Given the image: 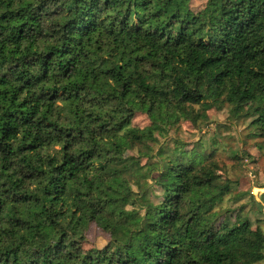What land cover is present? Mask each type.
I'll return each instance as SVG.
<instances>
[{
    "label": "trees",
    "instance_id": "1",
    "mask_svg": "<svg viewBox=\"0 0 264 264\" xmlns=\"http://www.w3.org/2000/svg\"><path fill=\"white\" fill-rule=\"evenodd\" d=\"M13 2L0 0V264H238L237 253L245 264L260 259V228L233 222L223 211L208 216L232 188L212 152L195 145L189 159L178 145L154 144L182 121L197 122L196 107L208 101L228 104L233 120L251 119L264 136V0H208L199 13L187 0H30L12 9ZM194 25L208 29L206 39L192 40ZM165 35L169 41L155 58L136 55L127 74L92 68L93 37L100 52L113 43L156 47ZM40 41L44 50L33 51ZM82 68L80 82L47 87ZM102 76L115 79L116 87L107 80L99 85L103 92L89 85ZM85 104L109 108L118 123L110 128L100 116L86 123ZM138 113L148 116L149 126H132ZM105 136L117 137L105 148L112 155L98 177L112 189L106 198L91 185L71 183L91 168L102 146L68 152ZM54 139L66 141L63 164L43 153ZM73 193L76 201L89 199L76 205L65 227L59 221ZM125 204L133 210L118 211ZM92 224L110 240L85 254ZM48 228L61 229L54 242H45Z\"/></svg>",
    "mask_w": 264,
    "mask_h": 264
},
{
    "label": "rangeland",
    "instance_id": "2",
    "mask_svg": "<svg viewBox=\"0 0 264 264\" xmlns=\"http://www.w3.org/2000/svg\"><path fill=\"white\" fill-rule=\"evenodd\" d=\"M187 1L191 10L199 13L205 9L208 0ZM204 103L205 107H196L197 112H201L197 122L182 121L170 130L168 137H160L154 147L173 149L178 145L189 159L195 145L212 152L220 165V178L232 182L231 193L225 197L230 206L222 211L227 212L233 222L245 221L254 230L261 229L264 227V136L250 126L251 119L233 120L228 104ZM150 123L146 114L138 113L132 126L145 128ZM86 236L85 254H90L94 248L105 247L110 240L109 234L96 224L90 225Z\"/></svg>",
    "mask_w": 264,
    "mask_h": 264
},
{
    "label": "clouds",
    "instance_id": "3",
    "mask_svg": "<svg viewBox=\"0 0 264 264\" xmlns=\"http://www.w3.org/2000/svg\"><path fill=\"white\" fill-rule=\"evenodd\" d=\"M29 2V0H25V4H21L18 2V0H16V2L12 3V9H17L20 8L22 6H26V4ZM162 5H157V7H161ZM4 9H7V6L4 7ZM174 11V9H173ZM161 19L163 20H167L168 16L162 17ZM14 24H18L20 23V21H14ZM157 23V21H153V24ZM147 27V26H146ZM199 27V25H194L192 29H190V31H195V28ZM208 29L205 27L204 29L200 30V31H195V34L192 35V40H197L199 37L203 36L205 37V39L207 38L206 33H207ZM176 33H172V36L175 37ZM95 37H93V42L92 44L89 46L88 50L93 53L90 57L89 60H95L96 63L92 65V68H94L97 72L103 71L106 68H112V67H118L120 68L121 71L125 72L126 74L131 72L132 66L129 65L127 62L134 59V57L136 55H149V54H153L152 58H155V52L157 51V49L159 48V45H164L166 41H169V37L168 35H165L163 38H161L158 42V45L156 47H149V46H143L140 47L137 44H131L130 46H124L122 44H116L113 43L110 47L109 46H105L103 51L97 52L96 51V43H95ZM44 41H40L38 42V44L33 45L32 50L33 51H43V47L42 45L44 44ZM46 43L48 44H52L53 41H47ZM27 47V42H25L23 48ZM139 47V51L137 52H133L132 49L138 48ZM22 48V50H23ZM114 49H119L118 51H113ZM165 51H171V49H162L161 52H165ZM181 54L183 55V48L180 50ZM110 53H112V55L110 56ZM121 56L123 58H121ZM100 58H105V59H109V63L108 64H101L100 63ZM162 59V56H161ZM85 63H88V61H85ZM84 69H81V74H76L73 75L70 79H65L59 83H56L55 81H49L47 84V87H52L54 84L56 87H61L64 85H68V84H72V83H78L81 81L82 79V73H83ZM107 80V84L111 85L113 87H116V80L113 79L112 77H101L100 81H97L95 83H93V81L91 79L88 80L89 85L93 86L94 88H97L98 91L103 92L105 91V89H102L99 87V85L101 83H103V81ZM63 102H61L62 104ZM73 107H75V105H73ZM84 109H87V111L82 112V115H84L86 117L85 122L87 123L88 121L94 120L96 118V116H100L102 117V119L99 121V123H105L107 122L109 127L112 128L114 127L117 123H118V119H113L112 117L115 116V113H112L110 111L109 108H104V109H100L99 107H94L93 105H89V104H85ZM89 113H91V115H89ZM94 126V125H93ZM123 133V129L120 130V132L117 134V136H122ZM116 136H112V137H95V139L93 140L92 138H89L87 141H85L82 144H77L74 145L71 149H68L69 154H79L81 152H86L88 151L91 147L93 143H98L100 144L102 147L100 148L99 152L97 155L93 156L90 160L91 163V168H89L86 172H81L78 174V180L76 181H72V185L75 188H80L81 186H83L84 188H87L88 185L92 186L94 195H104L105 198L107 197V195L112 191L111 187L108 186L109 182L108 181H104L103 183H101V181L98 179V177H102V172L100 171L102 168L103 170L106 172L107 168L105 167V165H107L108 160L110 158V156L112 155L110 152L105 151V148H107L109 145L113 144L116 140ZM65 143L66 141L63 139H59V140H52L51 143L47 146H45V148L43 149V153L46 154L47 156L50 157H56V162L58 164H63L64 163V156H65ZM99 184L100 185V189L99 191L96 190V185ZM33 189L36 188V185L33 184L32 185ZM209 197H211V193L208 194ZM262 195H264V193H262ZM65 199H67V204L64 205V207L68 208L70 211L68 213V215L65 218H62L59 223L63 224L65 227H70L69 225V221L72 220L71 217V212L76 210V205L79 204L81 207H83L89 197L85 196L82 197V199L80 201H76L75 200V193L72 194L71 198L65 197ZM248 199V198H246ZM228 198L225 199L224 204L219 205L217 207L212 208L211 212L208 213L209 217H214L217 213H220L222 210H226L230 205L228 204ZM59 207V205H58ZM134 208V205L131 204H125L123 206V208L118 209V211H123V212H129L132 211ZM82 215V213H77V216ZM141 215H143V213H141ZM191 215V213H189V216ZM187 219V217L185 218ZM74 223V220L72 221ZM48 233V236L46 238V243L47 242H54L56 238H58V236L60 235L61 229L56 228H48L45 230ZM260 235L262 237H264V227H261L260 229ZM253 239H256V237H253ZM17 242H19V240L17 239ZM112 251H115V247H113ZM237 262L238 264H245V257L241 254V253H237ZM259 255H260V259L258 260H254L252 261V264H264V246H262L259 249ZM73 264H75V262H73Z\"/></svg>",
    "mask_w": 264,
    "mask_h": 264
}]
</instances>
